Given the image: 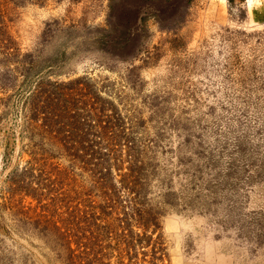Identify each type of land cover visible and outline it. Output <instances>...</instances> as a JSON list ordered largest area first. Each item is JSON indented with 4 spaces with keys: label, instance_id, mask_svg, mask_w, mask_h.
<instances>
[{
    "label": "rangeland",
    "instance_id": "374dc122",
    "mask_svg": "<svg viewBox=\"0 0 264 264\" xmlns=\"http://www.w3.org/2000/svg\"><path fill=\"white\" fill-rule=\"evenodd\" d=\"M121 13L125 59L97 43ZM95 109L142 162L136 196L126 163L108 204L82 163ZM67 223L78 262L84 225L150 237L81 264H264V0H0V264H68Z\"/></svg>",
    "mask_w": 264,
    "mask_h": 264
},
{
    "label": "trees",
    "instance_id": "16d2710c",
    "mask_svg": "<svg viewBox=\"0 0 264 264\" xmlns=\"http://www.w3.org/2000/svg\"><path fill=\"white\" fill-rule=\"evenodd\" d=\"M113 18H115V22L109 23V27L106 30H104V32L101 33L100 35V38L98 40L100 42L97 43H100V45L104 47L105 52L108 53L109 55L119 59H125L131 56V54L133 53V50L129 47L132 42L131 38L134 36V33L132 32L133 30L131 31V26H127V19L125 13L117 14V16L115 14V17ZM137 18L138 16H136V20L134 21L135 23L137 21ZM112 114H110L108 117L106 115L100 116L99 113L96 111V109L93 111L92 125L94 126V130L92 135L95 139L101 141V143L93 141L90 154L88 155L89 157L87 158V160L82 162L86 166L89 165L90 169H92L91 170L92 173L96 176L97 183L95 185L98 184L100 189H104L103 190L105 197L104 199L107 202V204L111 202L109 198L110 194H108L107 192L110 189L112 190V188L114 187L111 186V184L113 185V179H114L113 171L114 170L119 171L118 167L121 164L123 163L127 164L126 166L127 171L124 175L120 177L119 183L127 187L129 191L131 190L134 196H136L137 194L138 191L137 189L140 186H142L141 183L145 177L143 173L144 172L143 167L141 166L142 162L138 160V158L136 157L137 153L136 151H134L135 149L129 143H127L128 139H125L124 141L127 144H122L123 141H120V133H118L115 129L116 126L112 120L114 118ZM51 116L52 118L54 117L52 114ZM102 117H105L106 120L103 121V125H100L103 119ZM69 118L72 119L74 118V116H70ZM123 154L125 159L122 158ZM28 169L25 168L24 170L20 171L21 175L19 177H15V179H17V183H24V181L26 180L25 175L29 173ZM25 186L27 188H30L28 184H26ZM106 194H108L109 196H107ZM97 208L99 209L100 214L104 212V206H99ZM89 210L90 207L88 208V211ZM75 211L76 214L78 215L79 214L81 215L82 213L81 216H83L85 219L91 217L93 218L91 212H87L86 210H81L80 208H78V206L77 208H75ZM134 211L138 216V222L142 224L143 227L146 228L149 226H152L154 228L158 227V224L155 221V219L152 218L149 214L144 215L143 213H140L138 210H134ZM44 219H46V216L44 217ZM72 220L71 222L74 224V221ZM60 221L61 223L63 222L62 220ZM70 225L72 226V224L67 223L65 228L57 227V224L53 225L54 228H57L58 233L62 237V239L65 240V244H69L68 257H67L68 264H81L86 256H92L94 260L98 261L99 256L104 257L108 255L106 253L107 249L116 252L115 248H118L119 250L120 246H124L126 250L129 249V251H131L132 247H134L136 243L138 242L143 243L150 241V237L146 235H142V236L135 235L133 238L132 231H130L131 239H121V237H119L117 233H115L114 235H116L117 240L115 242H112L115 240L114 238H112L113 228L109 230L107 236L103 234L105 237L100 236L99 235L100 233L96 234L94 232L92 240H90V236L89 237L86 236L90 232L91 228L89 225H84L82 226V228H79V230L77 231V233L80 235L78 239L81 240V242L78 241L80 243V244L78 243V245L84 251L81 256L82 257L81 261L78 262L76 256V250L71 248V242H69L70 239L74 236L70 234L71 233L69 230ZM100 232L103 233V231ZM123 236L124 238H127V236L125 235ZM105 238H106V242H105ZM160 251H162L161 248ZM118 257L119 260L123 259L122 255L119 253H118Z\"/></svg>",
    "mask_w": 264,
    "mask_h": 264
}]
</instances>
